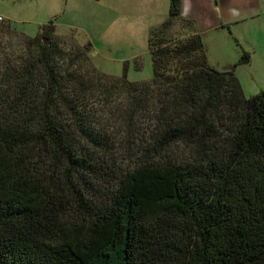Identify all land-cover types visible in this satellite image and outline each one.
I'll return each mask as SVG.
<instances>
[{"label":"trees","instance_id":"trees-1","mask_svg":"<svg viewBox=\"0 0 264 264\" xmlns=\"http://www.w3.org/2000/svg\"><path fill=\"white\" fill-rule=\"evenodd\" d=\"M180 15L151 32L149 83L52 23L0 24V264H264V92Z\"/></svg>","mask_w":264,"mask_h":264},{"label":"rangeland","instance_id":"rangeland-1","mask_svg":"<svg viewBox=\"0 0 264 264\" xmlns=\"http://www.w3.org/2000/svg\"><path fill=\"white\" fill-rule=\"evenodd\" d=\"M170 8L171 0H0V24L21 40L41 39L52 23L60 38L91 44V63L101 74L127 72L129 82L149 83L150 35L169 19ZM180 21L201 36L210 68L235 73L246 99L264 92V0H181Z\"/></svg>","mask_w":264,"mask_h":264},{"label":"built area","instance_id":"built-area-1","mask_svg":"<svg viewBox=\"0 0 264 264\" xmlns=\"http://www.w3.org/2000/svg\"><path fill=\"white\" fill-rule=\"evenodd\" d=\"M0 22H1V20H0Z\"/></svg>","mask_w":264,"mask_h":264},{"label":"crops","instance_id":"crops-1","mask_svg":"<svg viewBox=\"0 0 264 264\" xmlns=\"http://www.w3.org/2000/svg\"><path fill=\"white\" fill-rule=\"evenodd\" d=\"M1 20V19H0Z\"/></svg>","mask_w":264,"mask_h":264}]
</instances>
